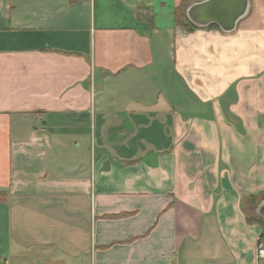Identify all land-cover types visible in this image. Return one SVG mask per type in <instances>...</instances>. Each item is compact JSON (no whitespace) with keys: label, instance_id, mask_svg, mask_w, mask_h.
I'll return each instance as SVG.
<instances>
[{"label":"crops","instance_id":"0c3cea01","mask_svg":"<svg viewBox=\"0 0 264 264\" xmlns=\"http://www.w3.org/2000/svg\"><path fill=\"white\" fill-rule=\"evenodd\" d=\"M181 2L0 0V264H264V0Z\"/></svg>","mask_w":264,"mask_h":264},{"label":"water","instance_id":"95a60500","mask_svg":"<svg viewBox=\"0 0 264 264\" xmlns=\"http://www.w3.org/2000/svg\"><path fill=\"white\" fill-rule=\"evenodd\" d=\"M248 0H202L186 6L184 14L197 28L216 25L224 34L236 29L237 23L247 14ZM264 207L257 211L264 217Z\"/></svg>","mask_w":264,"mask_h":264},{"label":"trees","instance_id":"16d2710c","mask_svg":"<svg viewBox=\"0 0 264 264\" xmlns=\"http://www.w3.org/2000/svg\"><path fill=\"white\" fill-rule=\"evenodd\" d=\"M185 6H186V1L182 0L181 4L174 9V12H173L174 25L176 27L184 29L187 32H191V31L195 30L197 27H195L193 24H191L188 21V19L186 18L185 14H184ZM209 27L218 29V27L216 25H209ZM4 197H5V195L0 192V201L5 200ZM248 222H253V220H248ZM261 225H262L263 230H262V233L260 235L259 241L260 240L264 241V220L261 221Z\"/></svg>","mask_w":264,"mask_h":264},{"label":"built area","instance_id":"2783aa9c","mask_svg":"<svg viewBox=\"0 0 264 264\" xmlns=\"http://www.w3.org/2000/svg\"><path fill=\"white\" fill-rule=\"evenodd\" d=\"M256 254L258 258L264 259V241H258L257 249H256Z\"/></svg>","mask_w":264,"mask_h":264},{"label":"rangeland","instance_id":"374dc122","mask_svg":"<svg viewBox=\"0 0 264 264\" xmlns=\"http://www.w3.org/2000/svg\"><path fill=\"white\" fill-rule=\"evenodd\" d=\"M179 107L181 108V105H179Z\"/></svg>","mask_w":264,"mask_h":264}]
</instances>
